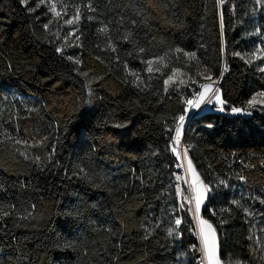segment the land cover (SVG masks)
Here are the masks:
<instances>
[{"label":"trees","instance_id":"1","mask_svg":"<svg viewBox=\"0 0 264 264\" xmlns=\"http://www.w3.org/2000/svg\"><path fill=\"white\" fill-rule=\"evenodd\" d=\"M65 1L58 17L0 0V264H201L199 218L222 262L264 264V105H248L264 92V8ZM197 62L226 110L249 113L185 118L190 186L210 189L199 212L195 192L192 210L178 195L171 149Z\"/></svg>","mask_w":264,"mask_h":264},{"label":"rangeland","instance_id":"2","mask_svg":"<svg viewBox=\"0 0 264 264\" xmlns=\"http://www.w3.org/2000/svg\"><path fill=\"white\" fill-rule=\"evenodd\" d=\"M37 1H39V0H37ZM52 2L56 6L55 7V12H59L60 16H63L64 13H67V11L69 9V5L66 4L65 0H52ZM256 2L258 4H260L261 7L264 8V0H256ZM43 5L46 6L47 12L51 13L52 15H56L54 11L50 10L51 9V5L49 3L45 2V3H43ZM254 56L256 58L264 59V41L261 42V45L258 44V49L254 53ZM154 62H157V61H153V63ZM153 63L150 65V67L153 65ZM197 72L201 75V80L202 81L201 82H196L194 84V88L196 87V88H198V90L196 91V93L194 92V95L192 96V98L189 97L186 100V113L184 114L185 118H187V117L190 118V117H192V116H194V115H196L198 113H201L203 111H208V110L221 111V112L229 111V113H231V114H244V115L249 114L248 112L243 111L242 109H241L240 112H233L232 111L233 108L229 109V110H226L225 109L226 103H224V104L217 103L214 98L212 100V103H208V99L210 97H213V93H216L217 90H218V88H217L218 79H211V80L207 79L208 76H211V73L208 70H206L199 62H197ZM205 84H211L212 85V91L207 94V96L205 97V100L202 103H200L199 107H193V106L189 105L187 103V101L191 100V101L195 102V101L199 100V93L204 91L202 85H205ZM191 91H193V88H191ZM218 95H219V97L221 99L219 90H218ZM254 96H257V94H255ZM250 99H252V97ZM261 100H264V97L257 96L258 103L255 106L264 105V103L259 102ZM221 109H223V110H221ZM179 118L177 120V124H180ZM185 118H184V121L182 122L181 126L187 122V120H185ZM183 128H184V126H183ZM183 128L180 130V135H179L178 140L175 138V140H174L175 144L173 143L171 145V149L173 150V148H175V146L178 147L177 154H178V159H179L180 169H181V174L179 175V180L181 182H183V184L186 187L185 189H183L182 186L180 185L178 187V195L181 198V200L185 201L186 204H188L190 206V208L192 210L193 209V205L192 204L194 202V199H193L194 198V192H195V195H197V191H196V189H194V191H193V188L190 186V181L192 179V183H193L194 178H195V174H194V171H193L192 167H191V169L189 168V162L187 161L186 156L184 155V152H183V149H182V146H181V144H182L181 136H182V133H183ZM188 175H189V178H188ZM201 221H205V220L199 218L197 231L195 230V235H196V237H197V239L199 241V250L201 251V256H202L201 257L202 258L201 264H208V261H207V259L204 258V253L202 251L203 245H202V239H201V228H202V225L200 223ZM175 225L178 227L176 222H175ZM203 227L207 231V226H203ZM212 230H213V228H212ZM214 235H215V233H214ZM215 241H216V258L219 260L220 264H237V262H239V261H233L231 263L222 262L221 259L218 256V252H217L218 251V247H217L216 235H215ZM239 264H241V263L239 262Z\"/></svg>","mask_w":264,"mask_h":264},{"label":"snow or ice","instance_id":"3","mask_svg":"<svg viewBox=\"0 0 264 264\" xmlns=\"http://www.w3.org/2000/svg\"><path fill=\"white\" fill-rule=\"evenodd\" d=\"M22 2H26V0H22ZM40 4H43L45 2L49 3L51 5V11H54L55 12V4L52 2V0H39ZM220 3H224V0H220ZM39 6V5H38ZM56 16H60V13L59 12H55ZM80 18V13H79V8L77 7V10H76V15L71 18V19H67L65 20V23L66 24H73L75 21H77L78 19ZM45 27L47 28L48 25H45ZM106 29H101V31H105ZM125 39H127V37H125ZM62 49L60 48H57V52H61ZM141 51H143L141 49ZM177 51H180L179 49H177ZM185 55L187 56H190L191 58L195 59L196 58V54L195 53H185ZM236 55H240L239 53H236ZM69 59H72L71 57H69ZM77 63H79V61H76ZM149 65H151L153 62L152 61H148L147 62ZM149 71H152V68L149 67L148 69ZM261 71H264V69H261ZM135 75V74H134ZM207 79L211 80L212 77L211 76H208ZM169 80H171V77H169ZM169 80H166L165 81V84L167 85L169 83ZM204 91L199 93V100L197 101H187V103L193 107H199L200 103H202L204 100H205V97L207 96V94L209 92L212 91V85L211 84H205V85H202ZM257 96H260V97H264V92H261V93H257ZM257 96H253L252 99H250L248 101V105L250 106H255L258 101H257ZM213 98L215 99V101L217 103H220V104H224L226 103L225 101H222L218 95V90L216 93H213V97H210L208 99V103H212V100ZM261 103H264V100H261L259 101ZM223 110V109H221ZM233 112H240L241 109L239 108H233L232 109ZM184 116L182 115L179 120H180V124L177 125V128H176V133H177V136H176V139L178 140L179 138V135H180V130H181V124L182 122L184 121ZM173 151L175 152L176 149L173 148ZM189 168L191 169V162L189 161ZM195 184H196V179L194 178V181H193V186L195 187ZM202 189H203V192H201L200 190L197 189V195H196V211L199 212V208H200V204L203 202V196H204V193L210 191V189L208 188L207 185H201ZM233 203H239L238 201H233ZM4 215H7V213H4ZM181 223V221L178 219L176 220V224L179 225ZM201 225H202V228H201V239H202V251L204 253V258L207 259L208 261V264H220L219 260L216 258V241H215V235H214V230H212L211 228V225L207 223V221H201L200 222ZM203 226H207V231L205 230V228ZM170 231V234L173 230H169ZM237 264H239V262H237Z\"/></svg>","mask_w":264,"mask_h":264},{"label":"water","instance_id":"4","mask_svg":"<svg viewBox=\"0 0 264 264\" xmlns=\"http://www.w3.org/2000/svg\"><path fill=\"white\" fill-rule=\"evenodd\" d=\"M218 82H219V80L217 81V85H218ZM188 121H189V120H188ZM187 124H188V122L186 123L185 127L187 126ZM184 130H185V128H184ZM184 130H183V133H182V136H181V141H182V139H183Z\"/></svg>","mask_w":264,"mask_h":264},{"label":"built area","instance_id":"5","mask_svg":"<svg viewBox=\"0 0 264 264\" xmlns=\"http://www.w3.org/2000/svg\"><path fill=\"white\" fill-rule=\"evenodd\" d=\"M193 95H194V92L192 93V95L190 96V98H192Z\"/></svg>","mask_w":264,"mask_h":264}]
</instances>
